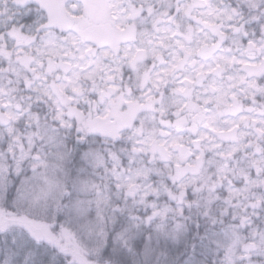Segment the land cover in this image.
Here are the masks:
<instances>
[{
  "label": "snow or ice",
  "instance_id": "1",
  "mask_svg": "<svg viewBox=\"0 0 264 264\" xmlns=\"http://www.w3.org/2000/svg\"><path fill=\"white\" fill-rule=\"evenodd\" d=\"M0 264H264V0H0Z\"/></svg>",
  "mask_w": 264,
  "mask_h": 264
}]
</instances>
